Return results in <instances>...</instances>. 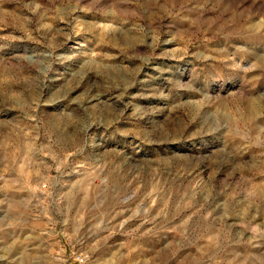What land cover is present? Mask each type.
<instances>
[{"label":"rangeland","instance_id":"1","mask_svg":"<svg viewBox=\"0 0 264 264\" xmlns=\"http://www.w3.org/2000/svg\"><path fill=\"white\" fill-rule=\"evenodd\" d=\"M0 264H264V0H0Z\"/></svg>","mask_w":264,"mask_h":264}]
</instances>
